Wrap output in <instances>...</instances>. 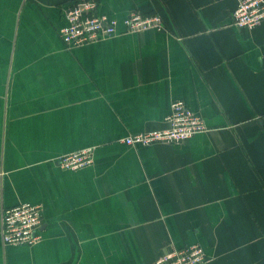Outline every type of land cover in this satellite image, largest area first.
<instances>
[{
  "label": "crops",
  "instance_id": "crops-1",
  "mask_svg": "<svg viewBox=\"0 0 264 264\" xmlns=\"http://www.w3.org/2000/svg\"><path fill=\"white\" fill-rule=\"evenodd\" d=\"M79 0H0V264H152L203 248L205 264H264V22L242 0H96L165 29L80 47L60 37ZM184 101L208 131L183 144L123 141L169 125ZM93 148L78 171L57 158ZM43 207L42 239L6 246L3 210Z\"/></svg>",
  "mask_w": 264,
  "mask_h": 264
},
{
  "label": "built area",
  "instance_id": "built-area-1",
  "mask_svg": "<svg viewBox=\"0 0 264 264\" xmlns=\"http://www.w3.org/2000/svg\"><path fill=\"white\" fill-rule=\"evenodd\" d=\"M233 25L239 29H254L264 22V0H242L233 11ZM67 25L60 30V37L68 47H80L112 38L123 33H140L165 29L160 15H145L131 11L122 21L123 31L116 19L98 14L96 0H79L65 11ZM168 127L163 130L129 136L123 142L128 146L154 144L176 145L186 143L199 133L208 131L203 119L184 101H175L171 114L166 118ZM61 168L78 171L94 162L93 148L77 151L57 158ZM4 172L0 169V177ZM43 207L40 204L21 203L3 210L2 241L6 246H34L42 239ZM207 256L203 248L193 245L174 249L159 257L152 264H205Z\"/></svg>",
  "mask_w": 264,
  "mask_h": 264
}]
</instances>
